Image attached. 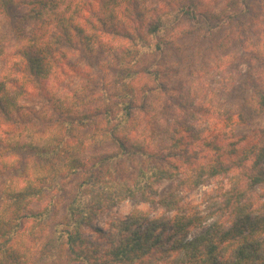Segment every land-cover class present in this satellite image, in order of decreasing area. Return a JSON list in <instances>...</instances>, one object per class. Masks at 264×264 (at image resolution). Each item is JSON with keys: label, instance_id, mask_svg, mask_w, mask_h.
<instances>
[{"label": "clouds", "instance_id": "clouds-1", "mask_svg": "<svg viewBox=\"0 0 264 264\" xmlns=\"http://www.w3.org/2000/svg\"><path fill=\"white\" fill-rule=\"evenodd\" d=\"M32 6L22 30L0 27V264H264V0ZM77 37L97 71L42 107L58 42ZM45 181L67 196L51 229L26 219Z\"/></svg>", "mask_w": 264, "mask_h": 264}, {"label": "trees", "instance_id": "trees-1", "mask_svg": "<svg viewBox=\"0 0 264 264\" xmlns=\"http://www.w3.org/2000/svg\"><path fill=\"white\" fill-rule=\"evenodd\" d=\"M49 0H0V16L8 20V26L11 27L14 30L20 31L23 29V27L28 23L29 21H35L38 19V16L40 13V10H38L36 7H33L32 5L39 3L41 7H44ZM187 5L192 8L195 7V4L193 1H188L186 2ZM247 3V0H246ZM18 7H24L27 9L28 12L25 14H22L21 16H18L16 18L15 15H13L14 10L16 11ZM216 17L213 16H204L203 20L204 22L208 23L211 22L212 20H216ZM110 31H115V27L111 29H106ZM73 32L76 31L75 28L72 29ZM108 36L115 37L114 34H108ZM120 38H127V37H120ZM128 39V38H127ZM60 47L62 48V52L59 53L60 55V60L62 61L63 58L68 53V50H76L82 47V49L92 53L93 50L91 49L89 43L87 40H80L78 37L70 40V41H59L58 42ZM98 50V49H97ZM99 51V50H98ZM25 56L29 61L30 66H32L34 69L38 70L40 67V59H39V54L32 49H28L25 52ZM21 74L20 71H15ZM14 74H11L9 77V83H11L13 80H15ZM4 85L0 83V91H3ZM75 93V92H74ZM74 94L73 96H75ZM65 99L60 98L59 100L55 101H60L63 102ZM52 102V100H48ZM54 101V102H55ZM7 103L8 101H5L3 97H0V110L6 111L7 108ZM51 105V104H50ZM261 160H264V157H261L258 159L257 163L259 164ZM69 165H74L76 162V158H69ZM35 191L38 193L37 198L33 202V207L29 208L27 211L30 214L29 216L26 217L28 220H40L41 224L46 227L47 222L49 220H52V226L55 225L56 227H59L62 221L57 220L54 218V216H57V209H58V203L59 199L57 198L58 192H60V188L55 187L52 185L51 182L45 181L40 184L39 188L35 189ZM56 196V197H55ZM46 203V204H45ZM36 204H38V208H35ZM43 204H45L43 206ZM65 209V204L64 208ZM159 227L161 229V233L159 236H156L155 239L159 243L161 237L163 236V233L165 231L169 230V226L165 224H159V225H150L147 231H144L143 226L137 227L135 229V235L131 241H129L131 248H129V251H135L141 249L146 241L148 239L153 238V233L155 232V229ZM181 229L179 227H176L175 233L179 234ZM240 257L242 258H247L249 256L255 257L256 252L255 249L252 248L251 246L242 249L239 252ZM209 264H219V261L215 259V257H210V262Z\"/></svg>", "mask_w": 264, "mask_h": 264}, {"label": "rangeland", "instance_id": "rangeland-1", "mask_svg": "<svg viewBox=\"0 0 264 264\" xmlns=\"http://www.w3.org/2000/svg\"><path fill=\"white\" fill-rule=\"evenodd\" d=\"M188 1H193L195 5L198 2V0H185V2H188ZM16 9L17 10L16 11L14 10V13H13V15L16 16V18L28 12L27 9L24 7H18ZM4 21H5V18L0 16V27L4 26V23H3ZM107 38L108 37H106V39ZM120 40H127V38L113 37L111 42L113 46H117ZM186 46L191 47L192 42L186 41ZM96 51L98 53V50ZM61 62L62 64L58 66L56 69L59 75L53 81L52 95L50 97L38 96L36 99V103L40 104L42 107H51L50 105L51 102L48 101L50 99L52 100V102H54L55 100H59L60 98L67 97L69 93H71L72 96L76 94V92L73 91V87L80 80L87 78L92 73H95L97 71V67L99 63V61L93 55V52L90 53L82 49V47L76 50L69 49L67 55L65 56V58H63ZM261 63L264 64V61H261ZM85 68H87L89 71H85ZM11 74H14L15 78H17L18 76H21V74L15 71H13ZM56 196L59 199L58 209H57L58 211L56 214L57 216H59L64 208V204H65V201L67 200V196L65 192H62V191L58 192ZM45 204H43V206ZM38 207H39L38 204H36L35 208H38ZM57 216H54V218H56ZM49 221H51V223H49ZM49 221L46 223L47 224L46 228L51 229L53 221L52 220H49ZM96 231H100L101 234H103L101 229H96Z\"/></svg>", "mask_w": 264, "mask_h": 264}]
</instances>
